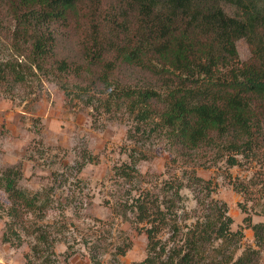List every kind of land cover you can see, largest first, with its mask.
Segmentation results:
<instances>
[{
  "label": "trees",
  "instance_id": "16d2710c",
  "mask_svg": "<svg viewBox=\"0 0 264 264\" xmlns=\"http://www.w3.org/2000/svg\"><path fill=\"white\" fill-rule=\"evenodd\" d=\"M0 35L15 57L0 58V87L9 95L42 73L65 97L126 115L128 141L157 138L184 162L211 156L236 166L237 157L264 152V0H0ZM239 40L250 52L245 61L239 59ZM130 152V163L115 170L134 183L135 151ZM81 157L77 171L93 161L87 152ZM191 179L188 186L167 183L163 202L134 196L117 206L120 217L135 210L140 220L154 215L144 230L146 257L140 264H260L264 223L243 219L256 249L236 257L243 228L231 230L227 205L210 199L208 181ZM55 183L38 197L26 196L31 213L48 209L50 194L63 187ZM192 186L207 191L206 201H198L205 214L180 245L167 247L156 239L157 222L169 223L173 237L180 233L176 220L170 223L173 205L180 190ZM20 233L35 240L26 264L58 263L54 240L42 226L6 220L1 242L19 247ZM130 247L124 242L116 255ZM89 250L90 264H101L96 246ZM75 253L68 245L63 261Z\"/></svg>",
  "mask_w": 264,
  "mask_h": 264
},
{
  "label": "rangeland",
  "instance_id": "374dc122",
  "mask_svg": "<svg viewBox=\"0 0 264 264\" xmlns=\"http://www.w3.org/2000/svg\"><path fill=\"white\" fill-rule=\"evenodd\" d=\"M224 10L235 15L229 5ZM236 48L240 61L249 58L244 40ZM0 58H15L1 35ZM129 127L126 115L67 98L42 73L28 77L27 84L13 95L0 87V264H26L25 254L31 255L30 243L35 240L23 233L19 247L1 242L4 222L20 219L48 232L54 240L57 264H90L91 245L99 250L101 264H140L146 257L144 230L154 223V215L140 220L135 210L120 217L117 206L130 204L134 196L163 202L162 188L167 183L188 186L192 176L208 181L210 199L227 205L231 230L243 228L236 257L246 248L256 249L253 231L243 219L264 223V152L249 159L237 157L236 166L211 156L188 163L157 138L144 143L128 141ZM131 149L135 151V182L127 183L115 169L130 163ZM83 152L91 154L93 161L77 171ZM54 179L63 187L50 194L48 209L31 213L26 196L38 197L41 191L57 186ZM206 192L194 186L182 188L170 221L176 220L180 233L173 237L169 223L157 222L156 239L167 247L180 245L188 228L202 221L205 208L198 201L207 199ZM124 242L131 243L130 249L124 256L116 255L115 248ZM68 245L76 253L65 263L62 254ZM260 264H264V249Z\"/></svg>",
  "mask_w": 264,
  "mask_h": 264
}]
</instances>
